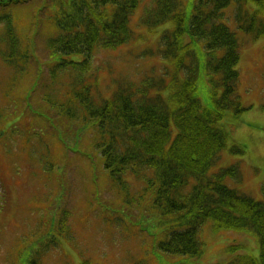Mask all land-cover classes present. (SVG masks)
<instances>
[{"label":"trees","instance_id":"trees-1","mask_svg":"<svg viewBox=\"0 0 264 264\" xmlns=\"http://www.w3.org/2000/svg\"><path fill=\"white\" fill-rule=\"evenodd\" d=\"M233 1L230 13L239 29L254 40L264 36V0H152L143 23L173 24L162 34L160 49L172 62L163 66L169 79L148 75L137 83L118 81L105 98L97 95L92 76L80 72L90 71L95 52L135 38L131 17L141 0H0V62L12 77L32 75L23 92L3 86L9 109L0 112V137L22 125L24 139L46 144L53 172L56 158L70 170V156L102 169V178L112 184L105 191L116 189L127 205L136 201L148 213L139 218H150L153 229L140 231L154 240L156 264H264V202L224 182L227 176L241 181L238 166L214 177L208 173L232 141L227 116L245 110L237 97L238 37L221 22ZM23 7L29 19L17 14ZM44 17L48 22L41 29ZM34 24L40 28L30 32ZM74 55L84 56V66ZM71 73L82 76L76 89L62 80ZM46 110H55L54 118ZM25 116L33 123L23 124ZM55 143L61 149L57 157ZM128 175L141 186L134 194L124 182ZM54 179L60 183L64 176ZM208 224L217 236L256 235L260 258L246 253L229 263L208 262L207 246L198 236Z\"/></svg>","mask_w":264,"mask_h":264},{"label":"rangeland","instance_id":"rangeland-1","mask_svg":"<svg viewBox=\"0 0 264 264\" xmlns=\"http://www.w3.org/2000/svg\"><path fill=\"white\" fill-rule=\"evenodd\" d=\"M151 2L141 0L131 17V28L135 33L133 40L116 49L95 52L88 61L90 71L80 72L87 78L92 76L91 84L98 88L97 95L108 98V89L117 88L118 81L137 83L148 75L169 79L163 66L171 67L172 62L163 57L160 49L162 34L173 30V24L167 22L156 28L145 25L142 18ZM234 6L233 1L231 7L225 10L227 18L221 22L230 26L238 37L240 61L236 67L240 80L237 97L245 110L238 116L232 113L227 116L225 123L232 130V141L208 173L214 177L238 166L241 181L235 182L227 176L224 182L256 201L264 202V36L254 40L252 35L239 29V22L230 13ZM16 11L19 16L30 18L26 7ZM260 16L264 20V11ZM47 22L46 17L41 19V29L46 27ZM39 28L34 24L30 32ZM40 57L46 60L45 56ZM72 59L83 64L85 58L74 55ZM0 75V112H4L9 109L4 87L10 90L22 88L23 92L24 87L32 82L27 76L32 75L12 77L11 70L4 68L2 62ZM69 76H63V82H70V89L78 88L77 82L82 76L75 73ZM57 84L63 87L61 81ZM50 112L54 118L56 111L46 110L47 115ZM27 119V116L23 118V124L33 123ZM20 122L22 124V120ZM21 127L17 125L0 140V264H22L23 260L35 257L42 244L45 246L40 264H156L153 258L156 254L154 240L140 231L152 230L154 226L148 217L140 221L137 214H144L143 208L127 205L116 189L105 191V187L111 188L112 184L102 178V169L95 171L85 166L81 158L70 156L66 162L71 161L74 166L71 168L70 163L68 171L63 170L64 160L56 158L53 161L56 171L53 172L50 166L47 167L46 144L37 142L34 147L36 157L32 160L26 149H20L28 143L21 140L24 136ZM16 141L20 143L11 144ZM54 146L57 157L61 149L57 143ZM235 146L240 151H232ZM39 152L43 155L42 160L37 159ZM58 174L62 178L64 176V181L59 183L53 179ZM50 175L52 182L48 183ZM124 182L129 186V194L141 188L139 180L133 175L126 176ZM62 214L66 220L60 227L57 218ZM54 233L58 239L54 240L56 243L52 242ZM199 236L208 246V262L223 260L229 263L232 256H241L243 252L256 258L261 256L257 237L252 233L246 235L229 231L217 236L212 226H206ZM230 245L236 248L232 251Z\"/></svg>","mask_w":264,"mask_h":264},{"label":"bare ground","instance_id":"bare-ground-1","mask_svg":"<svg viewBox=\"0 0 264 264\" xmlns=\"http://www.w3.org/2000/svg\"><path fill=\"white\" fill-rule=\"evenodd\" d=\"M131 207H132V208H134V207L138 208V207H139V204L135 201L134 204L131 205ZM142 212H143V211H142ZM141 214H142V213H140V214L138 213V214H137L138 217H139ZM135 217H136V216H135ZM136 218H137V217H136ZM206 226L208 227V226H211V225L208 224V225H206ZM206 226H205L204 228H206ZM204 228H202V230L198 233V236H199V234L203 231ZM220 235H221V234H220ZM255 236H256V235H255ZM199 240H201V239H200V236H199ZM201 241H202V240H201ZM257 241H258V238H257ZM202 242H203V241H202ZM207 250H208V246H207Z\"/></svg>","mask_w":264,"mask_h":264}]
</instances>
